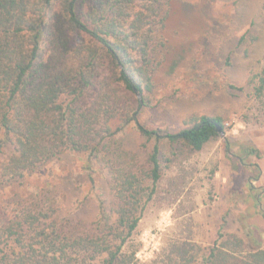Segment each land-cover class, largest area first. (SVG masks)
Returning a JSON list of instances; mask_svg holds the SVG:
<instances>
[{"label":"trees","instance_id":"obj_1","mask_svg":"<svg viewBox=\"0 0 264 264\" xmlns=\"http://www.w3.org/2000/svg\"><path fill=\"white\" fill-rule=\"evenodd\" d=\"M169 1L0 0V183L66 151L84 154V196L97 208L96 220L84 225L58 219L51 205L19 202L0 217V264H264V248H247L223 231L208 245L189 233L150 259L137 257L139 220L166 171L220 135L218 126L224 132L223 119L207 114L190 115L177 130L139 120L155 92ZM248 83L264 120V67ZM129 127L146 149L140 164L111 148ZM256 179L249 176L251 190Z\"/></svg>","mask_w":264,"mask_h":264},{"label":"rangeland","instance_id":"obj_2","mask_svg":"<svg viewBox=\"0 0 264 264\" xmlns=\"http://www.w3.org/2000/svg\"><path fill=\"white\" fill-rule=\"evenodd\" d=\"M261 1H169L155 92L139 120L148 127L177 130L193 114L220 116L224 134L199 150L186 151L166 171L134 235L141 260L150 259L169 239H184L189 233L202 245L213 243L223 231L241 237L247 248H264V120L254 109L248 83V77L264 67ZM113 141L111 148L122 157L144 161L146 149L133 127ZM85 158L66 151L22 177L0 183V217L26 202L51 205L58 219L91 225L97 208L91 197L84 196ZM103 165L96 162L95 174L107 195ZM178 176L184 181L176 180L170 187L167 179ZM249 176L257 178L252 180L253 190Z\"/></svg>","mask_w":264,"mask_h":264},{"label":"water","instance_id":"obj_3","mask_svg":"<svg viewBox=\"0 0 264 264\" xmlns=\"http://www.w3.org/2000/svg\"><path fill=\"white\" fill-rule=\"evenodd\" d=\"M217 131H219L221 134H224L220 126L217 127Z\"/></svg>","mask_w":264,"mask_h":264}]
</instances>
